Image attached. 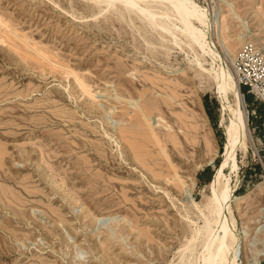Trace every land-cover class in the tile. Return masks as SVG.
<instances>
[{
    "label": "rangeland",
    "instance_id": "374dc122",
    "mask_svg": "<svg viewBox=\"0 0 264 264\" xmlns=\"http://www.w3.org/2000/svg\"><path fill=\"white\" fill-rule=\"evenodd\" d=\"M45 1L0 0V14L11 28L48 50L44 57L34 56L10 29H0V264H178L179 250L195 227L191 219L197 220V204L204 208L211 195L207 184L223 161L219 95L206 90L196 76L193 55L178 47L169 56L139 51L129 34L123 36L119 21L92 16L97 1ZM195 1L212 16L227 19L230 39L221 41L216 32L211 37L240 89L242 69L258 72L264 90V0ZM241 35L244 42L237 44L234 55L223 49ZM206 58L208 68L212 57ZM151 84L158 89L156 97L147 92L152 98L171 92L175 100L174 112L164 103L162 108L165 121L180 131L181 151L169 145L184 180L178 187L140 166L142 171L130 152L121 156L110 138L130 122L122 107L140 101ZM242 94L249 151L238 152L237 173L230 166L224 173L231 174L240 264H262L264 101L249 91ZM181 113L184 121L177 119ZM194 125L212 139L211 152L204 150ZM211 156L213 163L208 164Z\"/></svg>",
    "mask_w": 264,
    "mask_h": 264
},
{
    "label": "bare ground",
    "instance_id": "6f19581e",
    "mask_svg": "<svg viewBox=\"0 0 264 264\" xmlns=\"http://www.w3.org/2000/svg\"><path fill=\"white\" fill-rule=\"evenodd\" d=\"M48 1L56 5L57 0ZM96 1L98 2V5L97 8L94 7L96 9L94 13H92V16L100 15L101 17H105V19L103 18V21L107 19V21L111 20L113 23L114 20L119 21L120 25H122V28H120L123 29L125 33L123 36L129 34L128 37H131L135 41L139 51H141L142 48L147 54L152 55V57L159 54L169 56L172 50L179 48V50L184 51L187 56L190 54L193 55V57H189L194 58L190 62L197 66H195V71H197L196 76H199L202 83L206 85V90L211 89L219 95L223 110L221 124L224 126L225 131V142L222 152L223 161L220 166L215 169L216 171L212 180L207 184L211 190V195L207 197L204 208H201L197 204V208L199 209V211L197 210L199 212L197 220H195L196 218L191 219L192 223L195 224V227H191L189 237L186 242L183 243L182 249L179 250L178 264H240L239 252L242 253V245L240 244V235L236 232V218L231 206V199L233 196V191L230 186L231 174H225L224 170L226 167L230 166L231 172L237 173L238 152L241 151L242 153L247 154L249 151L247 132L248 114L245 109L244 95L242 94L236 76L226 64L222 57V52L216 48V44L214 41L212 42L211 37L214 32H216L218 36L220 35L223 37L221 39L224 40L221 41L226 42V40L230 39L229 35H226L227 30L229 29L228 21L226 22L227 19L225 20L223 15L212 16L208 8L197 4L195 0H95V2ZM45 2H47V0ZM59 4L61 3L59 2ZM71 16H73V14H71ZM83 17L85 19V16ZM222 21L223 24L220 27ZM113 26L115 27V25ZM3 28L10 29L12 33L22 39L27 51L32 55L44 57L48 54V50L39 46V43L37 41L35 42L32 37L28 35H20V31L18 33V30L11 28V25L6 22L5 17L0 14V29ZM126 37L127 36H125V38ZM129 40L130 39H127V41ZM243 40L244 38L241 35L236 43L228 42L226 45L223 44V49L228 50L234 55L235 47L238 43H243ZM133 45L135 44L133 43ZM206 56L212 57L210 67L208 68L204 65V62H208ZM66 71H68V69H66ZM81 78L77 77L81 87H83L84 91H87L88 89V92H90L89 88L91 87L87 86ZM131 79L129 78L128 80ZM151 80L156 82L155 79ZM159 81L160 80L158 79L157 82ZM166 83L167 82H165V84ZM151 87L152 84L141 93L140 101L133 99L128 102V107H122L123 116L130 122H126L120 127L116 126V133H118V135L117 137L111 135L110 138L113 139V142L119 147L121 156H124V153H127V151L130 152L131 158L136 164H138L136 165L139 166L138 168L141 166L142 169L144 168L146 171L150 172L154 178L161 179V181L163 180L167 184L171 183L178 187L180 183L184 184V180H182L178 174L177 165L175 166L171 160L169 145L173 144L174 147H177L178 149L181 148L180 146L178 147V145L181 144L179 141L180 133H178L180 131L177 132L174 130L172 125H169L168 122L165 121L166 119L163 117L164 109L162 108V103H164L172 112H174L175 108L173 109V107L175 106H173L172 102L174 97L171 92L165 91L166 94L161 93L164 95L162 96V99H158V97L152 98L151 95L147 93L148 91L151 93V90L153 89ZM143 88L145 87L143 86ZM169 88L172 90L178 89L171 86ZM153 91L154 90H152V92ZM156 91L153 92L154 95L156 94ZM128 92L130 91L128 90ZM175 92L177 94V91ZM118 95L119 94L115 96L118 97ZM230 95L232 100L230 99ZM135 96L136 95H134V97ZM125 102V104H127V101ZM116 108L118 109L119 107ZM226 114H228V117H226ZM176 116L180 121H184L185 119V114L181 113ZM176 116L174 117L176 118ZM191 125L193 126V124ZM194 126L196 129L195 132L198 131L197 137H200V139H202L201 141L204 143V150L207 153L211 152L213 146L212 139L208 134L199 131V129H201L200 125ZM107 132H110L109 129ZM107 135L109 136L108 133ZM125 150L126 152H124ZM126 160L127 159L125 158V161ZM207 163H213L212 156ZM172 188L175 187L173 186ZM182 214H184V212ZM198 219L203 221L202 225L198 223Z\"/></svg>",
    "mask_w": 264,
    "mask_h": 264
},
{
    "label": "built area",
    "instance_id": "2783aa9c",
    "mask_svg": "<svg viewBox=\"0 0 264 264\" xmlns=\"http://www.w3.org/2000/svg\"><path fill=\"white\" fill-rule=\"evenodd\" d=\"M239 75L241 77L239 83L243 86H247L250 93L255 94L257 97H261L264 101V90L260 85L261 78L259 73H252L250 71L244 72L241 69Z\"/></svg>",
    "mask_w": 264,
    "mask_h": 264
},
{
    "label": "trees",
    "instance_id": "16d2710c",
    "mask_svg": "<svg viewBox=\"0 0 264 264\" xmlns=\"http://www.w3.org/2000/svg\"><path fill=\"white\" fill-rule=\"evenodd\" d=\"M241 91H243L245 93V92H248L249 90H248V87L247 86H242L241 87ZM247 100L248 101H251V98H250L249 95L247 96ZM205 107H206V110L208 112V115L211 117V111L209 110V106H208L207 103L205 104Z\"/></svg>",
    "mask_w": 264,
    "mask_h": 264
},
{
    "label": "clouds",
    "instance_id": "9594fccd",
    "mask_svg": "<svg viewBox=\"0 0 264 264\" xmlns=\"http://www.w3.org/2000/svg\"><path fill=\"white\" fill-rule=\"evenodd\" d=\"M79 255L82 257L84 254L83 253H79Z\"/></svg>",
    "mask_w": 264,
    "mask_h": 264
},
{
    "label": "water",
    "instance_id": "95a60500",
    "mask_svg": "<svg viewBox=\"0 0 264 264\" xmlns=\"http://www.w3.org/2000/svg\"><path fill=\"white\" fill-rule=\"evenodd\" d=\"M245 100V99H244ZM262 264H264V261L262 262Z\"/></svg>",
    "mask_w": 264,
    "mask_h": 264
}]
</instances>
